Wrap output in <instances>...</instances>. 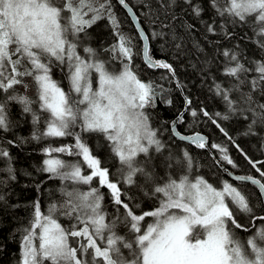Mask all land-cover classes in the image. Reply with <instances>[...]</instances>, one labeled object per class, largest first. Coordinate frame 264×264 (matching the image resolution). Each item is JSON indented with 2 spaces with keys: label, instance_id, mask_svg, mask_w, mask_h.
<instances>
[{
  "label": "snow or ice",
  "instance_id": "obj_1",
  "mask_svg": "<svg viewBox=\"0 0 264 264\" xmlns=\"http://www.w3.org/2000/svg\"><path fill=\"white\" fill-rule=\"evenodd\" d=\"M118 2L128 8L126 0ZM186 2L192 4V0ZM213 4L218 5L221 17L246 21L248 16H254V27L258 26L259 34L264 35V0H210V6ZM85 6L92 8L91 3L85 5V0H0V130H10L5 110L10 101H19L24 105V113H32L34 125L41 120L39 109L48 114L46 131L34 132L33 139L75 138L74 144L43 149L49 156L44 160L43 171L65 183L59 189L61 200L49 204L46 214L38 203L33 205L32 221L22 237V264H264V246L257 243V239L264 243V227L255 237L247 239L250 251L236 235L235 230L243 227L237 213L246 214L251 221L259 212L233 183L219 180L220 187H216L202 175L190 179L193 158L186 150L183 157L188 174L180 175L178 181L169 176L161 183L151 171L140 166L139 154L150 159L148 154L153 145L157 153L164 147L145 111L146 107H155V84L151 80L143 82L133 70L129 63L134 55L131 38L121 32L116 33L119 43L108 51L109 54L118 51L122 70L110 71L106 67L108 61L100 59L98 50L84 46L81 34L86 36L87 27L94 23V19L85 18ZM65 8L67 13L62 15ZM93 11L99 14V9L93 8ZM202 11L200 4L193 8L197 16ZM108 15L117 23L113 13ZM207 30L214 31L211 26ZM140 32L141 39H148L143 29ZM161 34L152 33L153 36ZM78 46L87 56L78 52ZM260 46L264 50V43ZM223 55L228 58L226 73L235 77L237 83L226 90L217 84L216 89L233 112L238 106L249 110L254 103L250 92H241L238 101L230 99L229 93L239 91L240 85L248 83L250 88H258L264 94V61H249L251 67H248L235 53L225 51ZM144 58L149 67L175 74L171 64L153 60L147 50ZM65 68L67 91L52 75L54 70L64 71ZM250 72L255 75L248 81L246 77ZM93 73L98 76L94 77ZM24 77L34 81L35 99L16 91L17 86L28 88ZM186 103L190 105L191 101ZM33 105H38V109ZM259 107L264 109V104ZM191 115L196 117L197 112L192 111ZM203 115L209 114L205 111ZM258 117L264 123V111L258 113ZM223 118L228 119V116ZM220 131L228 135L222 127ZM82 133H101L111 142V152L121 165L111 180L109 168L102 166ZM180 139L190 140L201 149L207 146L206 138L199 133ZM210 147L219 149L227 165L237 167L226 147L215 143ZM53 153L66 154L69 159L52 158ZM7 156L8 152L0 149V157ZM7 171L12 172V169L9 167ZM224 171H228L227 166ZM137 173L155 185L154 196L162 194L154 211L135 214L129 203L121 199L123 185L112 182L118 175L132 184ZM260 174L264 177V172ZM94 178H97L95 186L81 189V185H91ZM235 179L259 185L264 193L260 179L251 175H237ZM102 186L110 190L109 204L114 201L118 208L122 205L127 210L122 219L106 221L107 213L101 204L105 199ZM260 203L264 205V200ZM146 217L153 218V222L142 232L139 225ZM61 218L67 220V226L58 222ZM259 219L264 224V216ZM118 224L130 225L133 238L118 235ZM123 250H128L127 256Z\"/></svg>",
  "mask_w": 264,
  "mask_h": 264
},
{
  "label": "trees",
  "instance_id": "obj_2",
  "mask_svg": "<svg viewBox=\"0 0 264 264\" xmlns=\"http://www.w3.org/2000/svg\"><path fill=\"white\" fill-rule=\"evenodd\" d=\"M127 1L133 7L148 35L149 54L152 58L166 59L172 65L174 75L167 69H152L146 65L143 59L141 35L128 12L116 0L108 9L104 8L100 0L92 4L90 8L92 13L88 15L95 14L97 19L88 28L87 37L90 47L98 50L100 59L108 61L107 64L110 66L117 65L122 57L118 51L109 54L108 50L119 43L114 33V28H118L125 37L131 38L134 55L129 63L133 65V70L137 72L138 77L143 82H148V78H152L158 89L157 92L160 89L164 92L161 98H155V107L149 119L150 125L157 131L158 139L164 147L157 153L153 145L148 154L150 159L144 154H139L137 161L138 158L141 160L138 161L140 166L146 171H151L156 180L161 183L169 176L179 180L177 173L185 165L181 154V147L185 143L172 133L171 121L185 106V97L179 90L180 86L185 91V96L191 101L181 119V121L184 120L186 130L206 133L211 138V144H218L222 139L227 140L229 136V139L236 140L243 147L254 163L264 162V123L258 117V113L264 111L259 107L264 104V94H261L258 88H250L248 83L240 85L239 91L229 93L230 99L238 101L241 92H250L254 103L249 110H242V106H238L233 112L216 89L217 84L226 90L237 83L235 77L226 73L228 58L223 55V52L235 53L240 62L248 67H251L249 61H264V50H261L260 46L264 43V35L259 34L258 26L254 27L255 17L248 16L246 21H239L238 18L234 19L231 16L221 17L218 14V5L210 6V0H192L191 5L186 0ZM197 4H200L203 9L199 16L193 12ZM93 8L99 9V14L93 11ZM109 12L118 19V27L117 23L114 24L109 18ZM209 26L213 27L214 31L209 32L207 30ZM153 32L162 34L153 36ZM81 51L79 47L78 52L81 53ZM13 58L16 59V57ZM20 70L23 71V68ZM52 75L53 79L60 81L61 86L67 91L68 81L62 80L66 77L60 76L59 70H54ZM254 75L250 72L246 79L251 81ZM23 79L28 84V88L17 86L16 91L30 99H35L34 81L31 77ZM169 100L171 104L167 103ZM23 107L24 105L19 101H10L5 110L10 130H0V149L8 152L7 157H0V264H22V237L25 234L24 229L28 228L32 221L33 205L38 203L41 211L46 214L49 204L61 200L59 189L64 186L65 182L43 171L46 165L44 164L43 167L42 162L49 158L43 149L75 142L74 137H49L39 141L33 139V133L44 132L47 124L41 117L40 123L34 125L32 114L24 113ZM33 107L38 109V105H33ZM192 111L197 112L196 117H192ZM205 111L208 112V116L203 115ZM216 113L220 115L217 116ZM224 116H228V119H224ZM183 123L179 125L181 131L185 128ZM221 127L228 136L220 131ZM82 138L87 142L93 154L101 160L102 166L106 165L109 168V179L111 180L121 166L119 158L111 152V142L107 141L101 133H82ZM189 148L195 153L194 165L197 166L194 168L196 170L192 171L202 173L205 170L225 176L217 163L207 154V150L193 146ZM231 148L233 149V146ZM52 158L69 159L66 154L61 153H53ZM78 159L82 161L83 158ZM241 160L244 166L248 165L242 157ZM199 165L203 167V170L198 167ZM261 166L264 167V165ZM9 167L12 172L7 171ZM255 175L260 176L264 181L261 174ZM96 179L94 178L89 186L81 185V189L88 190L91 186H95ZM112 182L123 185L121 199L129 203V207L134 209L135 214H142V211H154L159 203V197L162 196V194L153 195L152 188L155 185L151 181H146L140 173L133 177L132 184H128L118 175ZM246 187L250 189L247 195L250 205H255V210L263 208L258 187L251 183H246ZM101 190L105 194V199L101 204L107 213L106 221L122 219L127 210L123 209L122 205L118 208L114 201L109 204L110 190H107L106 186H102ZM144 193H147V196ZM136 205H139V208H136ZM237 220L242 223L243 227L235 232L243 237L255 235L261 227H264L257 216L249 221L246 214L239 213ZM147 221L153 222L150 217L140 222L142 232L146 231ZM58 222L62 226L68 224L65 218H61ZM116 232L125 239L133 238L130 225L118 224ZM242 242L245 243V241ZM123 251L127 256L128 250Z\"/></svg>",
  "mask_w": 264,
  "mask_h": 264
},
{
  "label": "bare ground",
  "instance_id": "obj_3",
  "mask_svg": "<svg viewBox=\"0 0 264 264\" xmlns=\"http://www.w3.org/2000/svg\"><path fill=\"white\" fill-rule=\"evenodd\" d=\"M87 1L88 0H85V2H87ZM90 1L92 2V4L94 3V0H90ZM100 1L103 4V6H104L105 9L110 8L112 6V4L115 2V0H100ZM117 3L119 4L118 1H117ZM120 6L125 10V8L122 5H120ZM115 21L117 23H119L117 18H115ZM95 22H96V20L94 21V23ZM112 22H113V20H112ZM94 23H92V24H94ZM114 24H116V23H114ZM117 31H119V29L115 27L114 28V33H117ZM117 39H119L118 36H117ZM143 57H144V55H143ZM143 59L145 60V58H143ZM146 65H148V64L146 63ZM116 66L117 67L119 66L118 69L120 67L122 68L121 62H118V64ZM150 68H152V67H150ZM152 69H154V68H152ZM65 72H66V68L64 69V71H60L59 70L60 76H65ZM62 80L67 81L66 78H62ZM149 80L153 81L152 78H148V81ZM157 90L158 89H156V97L159 99V98H161L163 96V93L164 92L162 91V89H160L159 92H157ZM179 90H180V92H182V94L185 97V106H184V109L179 113V115L175 119H173L171 121V131H172V133L174 134V136L177 139L181 140L180 137H178L176 135V133L174 132V130H173V123L172 122L177 120L176 125H175V129L178 132V134L183 135V136L184 135L193 136L195 133H201L202 135L206 136L207 137V143H206L207 146L204 149L207 150V152H208L207 154L212 158V160L215 163H217L218 167L225 174V176H224V175H219L218 173L216 174L214 172L213 173H209V172L203 170V167L201 165H199L198 167L201 168L204 172L199 173V172L192 171V173L189 174L190 175V179L194 178L197 175H202L205 179H208L209 182L210 183H213V185L216 186V187H220V185H218V181L219 180H227L229 183H233V186L234 187H237L238 190L239 189L244 190L247 195L249 194L250 189L248 187H246V183H251V182L250 181H237L234 177H231L229 175L230 172L233 173L234 175H251V176H253L256 179H260L261 182L264 183V181L261 179L260 176L255 175V174H260L261 172H264V167L261 166V165H264V163H261V164H259L260 162L254 163L251 160V157L249 156V154L243 149V147L236 140L229 139V136L227 135L228 136L227 137V140L222 139L221 141L218 142V145H221V146L227 148L228 155L233 159L234 163L237 165V167L233 168L232 165H227V162L222 160V154L219 151V149H213V148L210 147V145H211V138H210L209 135H207L204 132H200V131H192L190 129L189 130H186L187 127L185 126V123H183L184 120L181 121V119L183 118L185 112L188 110L187 108H188L189 104H187L186 101H189L190 99L187 96H185V91L183 90V88L181 86L179 87ZM156 101H157V99H156ZM153 109L154 108H151L150 110H149V108H146L145 109L146 113L149 114L150 119H151V113H152L151 111ZM39 112L42 114L41 117L45 120L47 118V113H45L42 109H39ZM29 113L32 114L31 112H29ZM182 123L184 124V127H185V128H183L184 131H181L179 129V125H181ZM46 129L47 128H45V130ZM77 129H79V128H77ZM45 130H44V132H45ZM48 138L49 137H44L42 139L44 140V139H48ZM182 142L185 143V145L184 146L182 145V147H181L182 157H183V152L185 150L188 151L189 152V155L193 158V169L192 170H196V169H194L195 167H197V166L194 165V156H195V153H194V151H191V148H189V147L190 146H193L195 148H198V147L195 144H193L190 140H183ZM231 146H233V149L231 148ZM198 149H201V148H198ZM241 157L243 159H245V161L248 162L247 163L248 164L247 166H244V162L241 160ZM183 159L185 161V165L183 167L184 169L183 168L180 169L179 172L177 173V178L178 179H179V176L180 175H182V174H188L187 173V169H186V159L184 157H183ZM250 161H251V163H250ZM42 163H43V167H44V161ZM253 164H255V167H253ZM225 166H227L228 171H224ZM257 169H259L260 171H257ZM193 181H194V179H193ZM243 194H245V193H243ZM260 195H261V199L264 200L261 192H260ZM263 208H264V206H263ZM256 211L259 212V215H257L258 219H259L260 216H264V211H259L258 209ZM239 213L240 212H238L237 214H239ZM252 218L254 220L256 218V216H253Z\"/></svg>",
  "mask_w": 264,
  "mask_h": 264
},
{
  "label": "rangeland",
  "instance_id": "obj_4",
  "mask_svg": "<svg viewBox=\"0 0 264 264\" xmlns=\"http://www.w3.org/2000/svg\"><path fill=\"white\" fill-rule=\"evenodd\" d=\"M92 4V2L90 1V0H88L87 2H85V5H87V4ZM86 7V6H85ZM87 9H90L89 7H86ZM65 13H67V9L65 8V9H62V15H64ZM68 15H70V13H68ZM88 17V19L89 20H91L93 17H94V15H92V16H87ZM88 28H90V27H87V35L89 34V30H88ZM87 35L85 36L83 33L81 34V36H82V38L84 39V41H85V44H84V46H87V47H90V45L88 44V37H87ZM78 48H79V46H78ZM78 50V49H77ZM81 53L84 55V56H87V54L86 53H83L82 51H81ZM102 60V59H101ZM106 67L111 71V70H113V69H115V70H117V71H119V70H122V68L120 67L119 69H118V67L115 65V64H112L111 66L110 65H108L107 63H106ZM93 76L94 77H96V76H98V74H95V73H93ZM95 86V85H94ZM157 138H158V136H157ZM140 159L138 158V161H139ZM141 161V160H140ZM194 182V181H193ZM239 190H241L242 191V194L243 193H245L246 194V192L244 191V190H242V189H239ZM246 198H248V196H247V194H246ZM230 199V198H229ZM152 219V221H153V218H151ZM150 222L149 221H147V223H146V225L147 224H149ZM237 235V237L238 238H240V240H241V242L242 241H245V243L244 242H242L243 244H245V247H246V249L248 250V251H250V245H247V243H246V241H247V239H249V238H252V237H255L256 236V234L255 235H250V236H248V235H246L245 237H243V236H240V235H238V234H236ZM257 243H258V245H260V246H264V243H262L259 239H257Z\"/></svg>",
  "mask_w": 264,
  "mask_h": 264
},
{
  "label": "water",
  "instance_id": "obj_5",
  "mask_svg": "<svg viewBox=\"0 0 264 264\" xmlns=\"http://www.w3.org/2000/svg\"><path fill=\"white\" fill-rule=\"evenodd\" d=\"M118 1V0H117ZM126 3L128 4V8H125L123 5V7L125 8V10L130 14V16H131V18H132V20H133V22H134V24H135V26L137 27V29H138V31H139V33H140V35H141V32H140V30L141 29H143V32H144V34H146L147 35V33H146V31H145V29H144V27L142 26V24H141V22H140V20H139V18H138V16L136 15V13L134 12V9L131 7V5L127 2V0H126ZM148 36V35H147ZM143 43H144V45H143V55H144V51L145 50H147L148 51V54H149V38L148 39H146V40H144L143 39ZM153 60H160V61H164V62H167V63H169L166 59H164V58H162V59H156V58H153ZM170 64V63H169ZM173 68V67H172ZM154 69H157V68H154ZM176 122H177V120L175 121V124H173V130H174V132L176 133V135L178 136V137H181V136H183V135H180V134H178V132L176 131V129H175V125H176ZM197 133H195L193 136H195ZM200 135H202L201 133H199ZM202 136H204V135H202ZM205 138H206V143H207V137L206 136H204ZM229 175L231 176V177H236L237 175H234L233 173H229ZM258 188H259V185H256ZM260 190V189H259ZM260 192H261V190H260ZM262 196H263V199H264V193H262Z\"/></svg>",
  "mask_w": 264,
  "mask_h": 264
}]
</instances>
